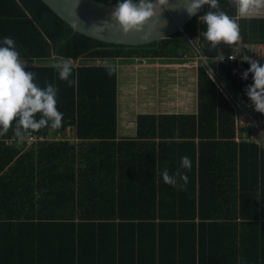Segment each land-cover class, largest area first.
<instances>
[{
  "label": "trees",
  "instance_id": "16d2710c",
  "mask_svg": "<svg viewBox=\"0 0 264 264\" xmlns=\"http://www.w3.org/2000/svg\"><path fill=\"white\" fill-rule=\"evenodd\" d=\"M219 3L238 20L243 43L264 44V17L238 18L230 0ZM208 8L184 32L134 48L73 31L40 0H0V46L4 37L15 40L39 86L59 88L63 113L59 129L22 131L44 138L30 147L11 142L15 124L0 136V264H264V148L237 125L238 113L188 38L244 111L256 120L264 114L245 93L253 83L251 73L241 78L248 67L215 61L225 44L212 48L200 36ZM66 58L83 65L73 69L71 87L54 67ZM188 58L198 60L197 112L140 114L136 137L118 139L113 65ZM97 62L103 66H88ZM69 126L78 141H55ZM238 133L248 141L237 143ZM185 155L192 169L181 191L162 172L174 173Z\"/></svg>",
  "mask_w": 264,
  "mask_h": 264
},
{
  "label": "clouds",
  "instance_id": "9594fccd",
  "mask_svg": "<svg viewBox=\"0 0 264 264\" xmlns=\"http://www.w3.org/2000/svg\"><path fill=\"white\" fill-rule=\"evenodd\" d=\"M72 2L75 5L76 15L75 10L79 0ZM182 3L190 16L195 15L202 6H209L208 10L199 17L206 25V30L200 31V36L210 42L212 48H216L221 43L231 46L240 41L238 20L222 10L219 0H182ZM230 3L237 8L240 17L260 14L264 11V0H230ZM169 7V0H118L111 17L124 34L142 33L140 38L148 41L157 31L158 25L163 26L160 15L162 10H167ZM171 7L177 8L174 4ZM80 23L78 17L71 23L73 31L79 30ZM164 23L166 24V21ZM93 26L105 31L111 24L103 21L101 25ZM2 45L0 46V136L6 135L9 129L13 128V124L17 136L21 135L22 131H38L49 126L54 129L61 128L63 113L56 106L59 88L48 82L46 87L39 86L36 81L37 74L26 71L28 63L21 58L13 38L4 37ZM243 61L250 67L241 74V78L247 80L251 73L253 79V83L246 86L245 93L255 111L264 114V65L248 56H244ZM54 67L58 72V78L71 87L74 83L72 79L74 65L71 58L58 61ZM111 74L112 70H109V75ZM191 169L190 157L182 156L180 167L174 173L170 174L167 168L163 170V181L178 190L186 191L189 183L187 173Z\"/></svg>",
  "mask_w": 264,
  "mask_h": 264
},
{
  "label": "crops",
  "instance_id": "0c3cea01",
  "mask_svg": "<svg viewBox=\"0 0 264 264\" xmlns=\"http://www.w3.org/2000/svg\"><path fill=\"white\" fill-rule=\"evenodd\" d=\"M261 13L264 14V11H261ZM237 15H238V12H237ZM256 15L257 14H252L247 17H257ZM238 18H240L239 15H238ZM186 59H183V60L185 61ZM189 61L190 63L184 64L182 59L177 60V62H174V61L166 62L164 60H144V61L135 60L134 63L135 62L136 63L134 65L125 66L124 69L128 71L136 70L138 72L137 73L138 81L136 84V90L134 92L135 100H134L132 108L128 106V103H127L128 101L125 102V100H127L128 98V93L125 89L124 83L122 85L123 89H122V93L120 94V97H119V91H118V139H133L136 137L137 116L140 114H157L158 115V114H163V113L178 114V113H196L197 112V103H198L197 66H198V63L197 61H194V60H189ZM118 62L127 63L129 61H117L116 63ZM123 67L124 66H122V68ZM160 78L163 79L166 85H167V82H169L167 85L169 92H167L166 95L171 97V99H169L167 102L162 101V99L160 100L156 99L155 101H150V102L145 101L144 92H146L150 86H153V85H147V84H149L150 82H153L154 84L156 81L160 80ZM176 81H184L185 83L188 82L189 84H187L184 88L179 87V91H175L176 87L179 85L178 83L173 84V82H176ZM118 88H119V85H118ZM188 88L192 90L191 91L192 93H190L191 97L188 94ZM138 93H142V94H138ZM180 93L186 94L187 99L179 97ZM180 104L182 106H179ZM148 106H151V108ZM247 113L251 115L249 112ZM254 120H255V125L257 126L258 130L264 136V121L262 119L256 120L255 118ZM251 133L253 136L252 130H251ZM259 146L262 148L261 145ZM75 221L77 222L78 220L75 219Z\"/></svg>",
  "mask_w": 264,
  "mask_h": 264
},
{
  "label": "water",
  "instance_id": "95a60500",
  "mask_svg": "<svg viewBox=\"0 0 264 264\" xmlns=\"http://www.w3.org/2000/svg\"><path fill=\"white\" fill-rule=\"evenodd\" d=\"M40 1L70 27L71 23L78 17L81 23L79 30L75 32L91 38V40L98 43L134 48L149 46L150 44L167 40V38L176 33L184 32L187 24L206 6H202L195 15L190 16L183 7L182 0H169V9L162 10L160 15V22L163 26L158 25L157 31L154 32L151 39L144 41L140 38L142 33L130 32L124 34L115 21L112 20L111 13L115 10V5H106L95 0H79L78 7L75 10L76 17L74 12L75 5L72 0ZM173 4L177 8L173 9L171 7ZM103 21H108L111 24L107 30L101 31L93 26L94 24L101 25ZM164 21H166V24ZM188 41L190 42V38H188Z\"/></svg>",
  "mask_w": 264,
  "mask_h": 264
},
{
  "label": "built area",
  "instance_id": "2783aa9c",
  "mask_svg": "<svg viewBox=\"0 0 264 264\" xmlns=\"http://www.w3.org/2000/svg\"><path fill=\"white\" fill-rule=\"evenodd\" d=\"M190 44L192 47L196 50L199 60L203 61L205 65L208 67L211 73V78L216 84L217 88L223 95L229 100V102L232 104V107L238 115H236V120H237V125L240 127H247L250 130L253 131V136H252V141L255 142L256 144L261 145L264 148V136L260 131L258 130L257 126L255 125V120L254 117L249 115L246 111H244V108L242 106V102L239 100H236L229 94V89L227 86L221 81L218 76L212 71V69L209 67V65L206 63V60L199 54L197 48L192 44L190 41ZM248 56L253 60H258L260 64L264 62V44H247L243 43L242 38L240 41L236 44L233 45H223L220 47L218 51V56L215 61H232L236 63V67L239 70H242L246 67H250V65L243 61V57ZM231 57L233 59H231ZM235 58V59H234ZM74 65V69H77L75 63L72 62ZM214 63V62H213ZM96 66H103L101 63L97 62L95 63ZM95 66V65H94ZM263 123V122H261ZM15 139L11 140V142L16 141L18 145L25 144L27 147H30L33 143L38 141H43V137H36L35 135L32 134H21L19 136L14 137ZM50 138L49 136L47 139ZM46 139V138H45ZM55 141L60 142L62 140H68L72 144L76 143L78 139L76 138V129L75 127L69 126L66 134V138L62 137H56L54 138ZM49 140V139H48ZM235 141L237 143L242 142V141H248L246 134L238 133L236 136ZM10 142V143H11ZM11 145V144H9Z\"/></svg>",
  "mask_w": 264,
  "mask_h": 264
},
{
  "label": "rangeland",
  "instance_id": "374dc122",
  "mask_svg": "<svg viewBox=\"0 0 264 264\" xmlns=\"http://www.w3.org/2000/svg\"><path fill=\"white\" fill-rule=\"evenodd\" d=\"M256 16L257 17H264V14L260 13V14H257ZM196 54H197V52H196ZM198 60H197V63H198ZM127 63H124V62H120L119 63L118 62V63H115L113 66H115L117 68V70H118V85H119V88H118L119 90L118 91H119V97H120V94L122 93V89H123L122 85L124 83L125 84V89H126V91L128 93V98H127V100H125V102L128 101L127 102L128 106L132 108L134 100H135L134 92L136 90V84H137V81H138V77H137V73L138 72L136 70L128 71V70L124 69L125 66L134 65L136 62L134 63L132 61H129ZM41 64L45 65V66H49L52 63L45 62V63H41ZM83 64H85V63H83ZM75 65H76V67L83 66L80 63H75ZM94 65L96 66L95 63L94 64H89L88 66H94ZM104 66H106V65H104ZM122 66H124V67L122 68ZM168 83L169 82H167V85H168ZM177 83L179 85L176 87L175 91H179V87L180 88H184L187 84H189L188 82L185 83L184 81L173 82V84H177ZM147 85H153V86H150L146 92L143 91L145 93V98H144L145 101H149L150 102V101H155L156 99H158V100L162 99V101L167 102L169 99H171V97L166 95V93L169 92V89H168L166 83H164L162 78H160V80L156 81L154 84H153V82H150ZM191 91L192 90L188 88V94L189 95H190V93H192ZM138 94H142V93H138ZM179 97L187 99L186 98L187 96L184 93H180ZM190 97H191V95H190ZM161 104H163V103H161ZM179 106H182V105L180 104ZM148 107L151 108V106H148Z\"/></svg>",
  "mask_w": 264,
  "mask_h": 264
}]
</instances>
